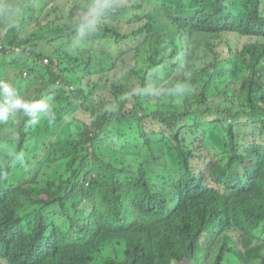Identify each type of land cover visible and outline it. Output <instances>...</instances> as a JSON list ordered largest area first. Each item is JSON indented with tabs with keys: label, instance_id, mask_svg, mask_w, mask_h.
<instances>
[{
	"label": "trees",
	"instance_id": "16d2710c",
	"mask_svg": "<svg viewBox=\"0 0 264 264\" xmlns=\"http://www.w3.org/2000/svg\"><path fill=\"white\" fill-rule=\"evenodd\" d=\"M39 1L13 0L9 6L17 17L10 30L23 28L25 20L32 25L26 28L28 36L21 33L16 38L18 45L27 47L21 45L28 52L24 65L30 73L43 68L50 73L60 109L83 93L81 104L91 112V122L73 139L64 169L45 186L29 181L34 174L29 167L13 178L14 168L21 167L13 162L19 158L0 168V261L227 264L226 256L232 254L239 264H264V133L237 141L234 121L245 114L264 128V106L257 101L260 97L264 103V0L184 4L180 0H107L108 7H99L103 20L98 32L110 47L122 43L118 51L109 50L115 56L112 64L131 56L128 67L134 79L112 68L114 105L100 108L87 102L95 99L98 86L91 64L84 63L78 80H72L60 65L55 67L53 59L60 44L77 49L71 33L91 26L92 14L84 19L83 13L90 2L71 5L78 17L63 23L72 31L60 43L51 44L45 40L46 31L35 32L49 22L36 15ZM237 2L241 8L236 12L232 7ZM228 33L246 39L237 45L225 39ZM44 43H50L48 50ZM84 43V52H90L92 41ZM221 56L240 62L237 79L226 84L231 105L225 116L213 110V97L220 95L214 77L222 73ZM45 58L49 62L41 67ZM165 72L170 80L157 76ZM165 81L163 88L160 84ZM42 85L50 86L46 81ZM161 92L171 95L170 107L165 110L156 101L150 108L149 97H160ZM62 96L68 101L64 103ZM37 97L30 98L15 132L16 156L31 139L57 126L59 115L55 114L37 127L29 125ZM214 113L223 129L218 155L208 149L203 137V117ZM131 116L138 117L140 141L129 149L122 144L121 150L110 151L102 134L108 136L112 122ZM228 118L234 120L227 122ZM145 119L162 122L160 131L146 133ZM118 132L123 136L121 129ZM54 137L49 133L48 144ZM142 149L154 159L145 163ZM134 152L140 156L130 161ZM53 216L62 217V223Z\"/></svg>",
	"mask_w": 264,
	"mask_h": 264
},
{
	"label": "rangeland",
	"instance_id": "374dc122",
	"mask_svg": "<svg viewBox=\"0 0 264 264\" xmlns=\"http://www.w3.org/2000/svg\"><path fill=\"white\" fill-rule=\"evenodd\" d=\"M81 1L84 4L90 2L88 10H84L83 13L84 19L92 14L91 26L84 25L76 32L71 33L77 49H69L62 44L59 45V49L53 53L55 67L60 65L61 71L67 74L68 78L72 80L73 78H77L78 80L79 75L83 71L82 65L90 63V69L98 74V86L95 99L92 102L87 100L88 104L94 105L95 108H100L103 104L113 106V95L110 92L112 80L109 79L112 74V68L132 79H134V75L130 73L128 67V62L133 60L131 56H123L118 60L116 66L112 64L115 56L109 50L115 49L118 51L123 46L122 43H116L114 47H110L106 42L107 40L101 37V32H98L103 20L99 7L102 10L108 7L107 0H40L36 6V15L41 18H48L49 22L43 28H36L35 32L41 33L46 31L45 40H48L51 44L60 43L65 36H68L67 31H72L71 28L67 29L64 26L63 21L78 17V13L71 9V5ZM158 1L171 3L178 0H150L151 3ZM12 2L13 0H0V44L2 45L0 47V168L6 162L11 161L13 157L19 158L13 162L14 166L18 163L21 164V167L16 166L14 168L13 178H19L29 167L34 170V174L29 176V181H36L37 184L35 186L43 187L49 178L57 177L64 169L68 159L67 151L72 146L73 139L79 137L85 125L91 122V112L81 104L84 97L83 93L73 96L70 104L66 108L60 109L59 98L55 96L50 73L43 68L40 73L34 74L30 73V70L25 67L24 64L28 58L26 56L28 52H25L21 48V45L24 48L27 47L21 43V45H18L16 38L21 33L28 36L26 28L31 29L32 25L25 20L22 23L23 28L19 27L10 30L15 25V22H17L16 15L9 9ZM189 2L191 0H180L181 4ZM240 8L239 2L235 3L232 7L236 12ZM54 14H57L58 17H53ZM225 39H233L234 43L240 45L246 39V36L228 33ZM84 40L92 41L93 48H91L90 52H84L86 48ZM42 47L48 50L50 43H44ZM56 60L58 61L57 63ZM221 61V66H223L222 73L214 77L215 83L219 85L217 91L220 95L213 97V110L214 112H218L219 115L225 116L226 107L231 105V101L225 92L227 88L226 84L237 79V68L240 66V62L238 60L231 62L232 59L226 61L224 56H221ZM40 64L41 67L45 66L44 59ZM25 70L28 72H26L27 74H25ZM243 73H246V71L244 70ZM31 74L37 78L34 79ZM168 75L165 72L157 76L163 77V80H170ZM43 81L49 83L50 86L43 87ZM166 84L165 81L160 86L165 88ZM81 86H85V83H81ZM70 87H73L72 84ZM135 89L137 90V87ZM33 96H38V103L29 125L37 127L46 119H50L53 114L55 116L59 115L58 123L50 132L45 131L41 136L31 139L26 145L24 152L16 156L15 132L21 118L25 115L29 100ZM61 100L64 103L68 101L64 96L61 97ZM149 100L152 101L150 108H153L156 105V101H158L160 107L166 110L170 107L171 95L161 92L160 97L158 94H153L149 97ZM257 101L264 106V103H261L262 99L260 97L257 98ZM125 103V100H123V104ZM235 104L238 106L239 102L235 101ZM199 108L203 113H207L205 107L200 106ZM230 120L234 119L228 118L227 122ZM234 121L235 124L237 123L235 125L237 141H249L250 139L260 138L264 133L263 124L251 122L250 117H247L245 114ZM142 122L146 133L160 131L162 126V122L159 123L152 119H145ZM202 126L204 128L203 137L205 145L214 155L220 154L222 135L219 132L223 129L220 126V122L216 119L215 113L205 115ZM119 129L123 131V136H120ZM49 133H53L55 137L48 144ZM106 134L108 136L102 135L110 151L121 150L122 144H125L129 149L130 145L138 143L141 139L138 117L131 116L123 122H112L111 126L107 128ZM161 137L162 135H160V139ZM47 144V149L43 151L42 148ZM142 154L146 158L145 163L154 159L153 155L144 149H142ZM139 156L138 153L134 152L128 158L130 161H133ZM73 212L74 210H72ZM53 219L60 223L63 221V218L60 216H53ZM225 261L227 264H239L236 257L232 254L227 255ZM0 264L5 263L0 261Z\"/></svg>",
	"mask_w": 264,
	"mask_h": 264
},
{
	"label": "built area",
	"instance_id": "2783aa9c",
	"mask_svg": "<svg viewBox=\"0 0 264 264\" xmlns=\"http://www.w3.org/2000/svg\"><path fill=\"white\" fill-rule=\"evenodd\" d=\"M0 47H2V45H0ZM48 62V58H45V63H47ZM70 88H72V87H70Z\"/></svg>",
	"mask_w": 264,
	"mask_h": 264
},
{
	"label": "clouds",
	"instance_id": "9594fccd",
	"mask_svg": "<svg viewBox=\"0 0 264 264\" xmlns=\"http://www.w3.org/2000/svg\"><path fill=\"white\" fill-rule=\"evenodd\" d=\"M0 45H1V44H0ZM48 62H49V60H48ZM48 62H47V63H48Z\"/></svg>",
	"mask_w": 264,
	"mask_h": 264
}]
</instances>
